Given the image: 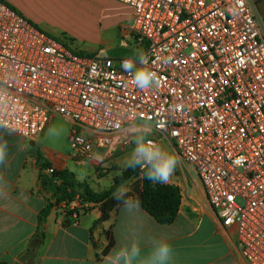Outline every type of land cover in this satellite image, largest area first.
<instances>
[{
    "label": "built area",
    "instance_id": "built-area-1",
    "mask_svg": "<svg viewBox=\"0 0 264 264\" xmlns=\"http://www.w3.org/2000/svg\"><path fill=\"white\" fill-rule=\"evenodd\" d=\"M117 1L132 9L138 58L80 55L0 0V127L36 141L62 117L70 154L83 160L136 122L151 125L148 138L173 143L220 225L235 230L245 264H264V22L255 3ZM141 57L157 74L151 88L123 66ZM94 204L76 195L59 210L75 223Z\"/></svg>",
    "mask_w": 264,
    "mask_h": 264
},
{
    "label": "crops",
    "instance_id": "crops-1",
    "mask_svg": "<svg viewBox=\"0 0 264 264\" xmlns=\"http://www.w3.org/2000/svg\"><path fill=\"white\" fill-rule=\"evenodd\" d=\"M248 1L255 3L264 22V0ZM14 7L36 26L54 35ZM121 10L128 21H120L119 17L117 23L125 26L122 34L131 35L132 9L121 3ZM117 46L122 45L114 44L106 49ZM57 117L51 118L36 141L0 127V139L8 143L6 160L0 163V264H105L107 256L133 243L140 248L135 264H148L155 243L161 240H167L172 247L168 264H245L236 246L235 230L220 225L197 176L181 164L173 143L163 137L158 138L157 143L178 158L171 180L166 183L178 186L181 195L177 215L171 223H158L141 207L139 211L128 212L122 203L114 207L105 220H100V203H95L81 210L75 223H66L67 218L59 210L60 202L56 203L55 199L57 182L48 168H66L77 178L69 163L88 167L92 173L77 179L85 181L95 192L103 191L114 177H109L106 188L97 190L98 178L106 176L102 172L112 161L114 151H124L127 147L121 146V140L128 136L132 143L135 127L117 134L109 147L95 148L90 158L78 160L70 154L68 120L60 117L68 124L67 150L57 151L44 143L45 134ZM129 184L127 194L131 198L136 194L133 188L140 187V183L135 178ZM49 202L52 206L41 221V211ZM40 230L42 241L34 251L27 252L29 241Z\"/></svg>",
    "mask_w": 264,
    "mask_h": 264
},
{
    "label": "rangeland",
    "instance_id": "rangeland-1",
    "mask_svg": "<svg viewBox=\"0 0 264 264\" xmlns=\"http://www.w3.org/2000/svg\"><path fill=\"white\" fill-rule=\"evenodd\" d=\"M7 1L16 6L21 12L28 14L42 28L71 43L76 50L96 54L114 44L133 50L137 49L134 45V38L129 33L122 34L125 26H120L117 23L120 18V21H128L121 10V3L117 0H77L78 2L76 0ZM144 124L145 122H136V125ZM67 129L68 124L65 120L60 117L55 118L52 127L45 134L44 143L57 151L67 150ZM133 131L137 132L139 129L135 127ZM134 147L133 137L132 143L124 151L121 149L114 151L112 161L108 163L109 165L102 172L106 176L98 178L99 186H95L97 190L106 188L110 183L109 177H115L123 170ZM166 149L168 150V147ZM69 166L79 177H86L87 173H92L88 170V167L77 165L72 161ZM188 169L190 170V168ZM135 178L131 177L122 185L128 189L131 188L129 182H133Z\"/></svg>",
    "mask_w": 264,
    "mask_h": 264
},
{
    "label": "clouds",
    "instance_id": "clouds-1",
    "mask_svg": "<svg viewBox=\"0 0 264 264\" xmlns=\"http://www.w3.org/2000/svg\"><path fill=\"white\" fill-rule=\"evenodd\" d=\"M141 66L133 59L124 60L123 66L126 71L132 73L133 83L141 89L151 88L158 84L157 74L153 71L147 57H141ZM3 93L0 92V103L3 102ZM3 124V121H0ZM139 129L134 132L135 147L130 158L125 163L126 168L140 167L145 172L146 178L154 183H169L174 170L178 164V158L174 153L163 149L156 141L149 139L151 125H132ZM7 126L5 125V129ZM10 134V132L8 133ZM8 143L6 139H0V163L5 162L7 156ZM239 163V161H237ZM83 179V177H77ZM129 189L122 185L115 191V198L121 202L128 212L139 211L140 201L127 197ZM2 194V193H0ZM140 256L138 244L133 243L130 247H123L105 258V264H135ZM172 256V247L167 240L155 243L148 264H168Z\"/></svg>",
    "mask_w": 264,
    "mask_h": 264
},
{
    "label": "trees",
    "instance_id": "trees-1",
    "mask_svg": "<svg viewBox=\"0 0 264 264\" xmlns=\"http://www.w3.org/2000/svg\"><path fill=\"white\" fill-rule=\"evenodd\" d=\"M4 1L7 2L6 0ZM7 3L17 10L9 2ZM56 38L60 41L66 42L57 36ZM77 53L85 56H92L94 54L82 50H77ZM52 175L59 179L55 191L56 203L60 201L70 202L76 195L80 197L82 203H100V209L102 211L100 220L107 219L110 211L117 205L121 204V202L115 198V191L131 177L137 178L140 187L133 188L136 194L130 199H138L140 201V207L150 214L158 223L169 224L177 215L181 198L179 187L173 184L154 183L149 181L145 176L144 170L140 167L134 169L131 167H125L113 178L111 185L100 192L93 191L85 181H79L75 174L66 168L55 170L52 172ZM129 196L130 195L127 194L128 198ZM51 206L52 203H46L45 208L41 211V221ZM66 223H70V220L67 219ZM42 239V230L37 231L29 241L27 252L34 251Z\"/></svg>",
    "mask_w": 264,
    "mask_h": 264
},
{
    "label": "water",
    "instance_id": "water-1",
    "mask_svg": "<svg viewBox=\"0 0 264 264\" xmlns=\"http://www.w3.org/2000/svg\"><path fill=\"white\" fill-rule=\"evenodd\" d=\"M105 54L111 57H133V58L139 57V55L135 50L125 46L108 48L105 50Z\"/></svg>",
    "mask_w": 264,
    "mask_h": 264
}]
</instances>
